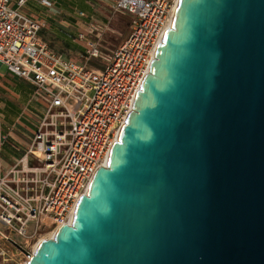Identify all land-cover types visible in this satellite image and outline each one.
Instances as JSON below:
<instances>
[{
	"label": "water",
	"instance_id": "1",
	"mask_svg": "<svg viewBox=\"0 0 264 264\" xmlns=\"http://www.w3.org/2000/svg\"><path fill=\"white\" fill-rule=\"evenodd\" d=\"M175 5L105 165L27 264H264V0Z\"/></svg>",
	"mask_w": 264,
	"mask_h": 264
},
{
	"label": "built area",
	"instance_id": "2",
	"mask_svg": "<svg viewBox=\"0 0 264 264\" xmlns=\"http://www.w3.org/2000/svg\"><path fill=\"white\" fill-rule=\"evenodd\" d=\"M176 1L91 0L89 14L77 13L89 18L72 37L82 52L77 60L40 36L46 25L23 9L27 0H0V67L30 84L31 102L41 106L26 150L0 169V264H11L7 247L17 240L36 247L43 232L54 235L71 223L131 111ZM118 16L129 22L127 37L105 58L106 36ZM100 59L102 65L91 64ZM9 140L0 123V146Z\"/></svg>",
	"mask_w": 264,
	"mask_h": 264
},
{
	"label": "rangeland",
	"instance_id": "3",
	"mask_svg": "<svg viewBox=\"0 0 264 264\" xmlns=\"http://www.w3.org/2000/svg\"><path fill=\"white\" fill-rule=\"evenodd\" d=\"M52 4L51 7H45L43 5H39V9L43 14H35L34 12L27 11L25 7L23 8L26 12L34 14V16H38L40 19H44L46 23L48 24L54 21H52L47 17H54L57 19L63 18L64 11L66 10V5L65 2L67 0H49ZM70 4V2H69ZM80 9H85L88 10V7L81 6ZM91 10H88V12ZM128 21L124 17H115L112 19V23L110 24V29L111 33L109 32L107 37V42L104 44V57L107 58L108 55L111 54V51L113 48H115L117 45H119L121 42H123L126 39V35L128 32V29L126 27V23ZM44 23L45 25H47ZM58 26V25H55ZM40 36L42 38L47 39V41L50 43L51 47H54L57 50H60L62 53L66 54L67 56H71L77 60H81V55L82 52L80 51L79 47L76 46L73 43H68L64 44L62 41H59L55 36H51V34L48 33V29L46 30L43 28L40 32ZM104 62V59H100L98 61H92V65L94 67H98L102 65ZM0 70H2L3 73H6V69L4 67H0ZM2 86V87H1ZM33 91V88L30 84L27 82H23L22 80H14L12 79V74L9 73L8 76L5 75L4 77H0V102L2 104H6V102L12 101H19V109L21 108L22 110L25 108V104L29 100L28 98L31 96V93ZM30 95V96H29ZM13 96H16V99H13ZM20 102L23 104L22 106L20 105ZM18 103V102H17ZM0 104V123L2 125L3 122L7 121V116L8 114L5 113L6 107L4 109V106ZM32 106V108L30 107ZM25 111L22 113L23 115L20 118V122L23 125V129H25V133L28 132L29 130L33 129V125H35L36 121V116H34L32 113H29V111H33L35 113L36 111H40L41 106L34 102L29 101V105L26 107ZM30 109V110H29ZM35 109V110H34ZM21 110V111H22ZM11 113V111H10ZM33 124V125H32ZM2 127V126H1ZM2 129V128H1ZM3 131V129H2ZM46 232H43L41 237L45 235V237L49 236ZM21 248H23L22 251H20L17 247H9L8 245V259L11 264H25L26 258L29 256V254L32 253V246L34 242L29 241V243H20V240H17ZM18 249V250H17ZM27 253H29L27 255Z\"/></svg>",
	"mask_w": 264,
	"mask_h": 264
},
{
	"label": "crops",
	"instance_id": "4",
	"mask_svg": "<svg viewBox=\"0 0 264 264\" xmlns=\"http://www.w3.org/2000/svg\"><path fill=\"white\" fill-rule=\"evenodd\" d=\"M70 2V4H69ZM91 0H67L65 2L66 10L64 11V17L61 19H57L54 17H50L47 15V17L52 21L51 23L46 21L44 19H41L43 23H46L45 29H48V33L51 34V36H55L59 41H62L64 44L73 43L72 37L75 35V33L84 26V24L87 23L88 17H82L80 18L77 13L79 11H84L85 13L89 14L91 11L88 12V10H91L90 7ZM40 0H27L25 4V9L27 11L34 12L35 14H43L41 10L39 9ZM81 6L88 7V10L80 9ZM28 13V12H27ZM32 14V13H31ZM34 15V14H33ZM58 25V26H55ZM74 44V43H73ZM8 72L1 73L0 77H4L5 75L8 76ZM12 79L19 80L15 78L12 75ZM24 82V81H23ZM2 87V86H1ZM30 96V95H29ZM13 99H16V96H13ZM29 100L25 104V108L22 110L19 109V101H11L6 102V104H2L4 106V109L6 107L5 113L8 114L7 121L2 123V129L4 133L9 132L10 140L9 143L5 144L4 146H0V169L5 170L9 166H11L13 163H15L20 155L26 150V147L28 146L31 138L33 137V132L35 130V125H33V129L29 130L28 132H24L25 129H23V125L20 122V118L23 115L22 113L27 109L26 107L29 105V101L31 102L30 97ZM17 100V99H16ZM18 102V103H17ZM20 105L23 104L20 102ZM32 108V106H30ZM22 110V111H21ZM30 110V109H29ZM35 110V109H34ZM11 111V113H10ZM39 111L35 110V113L33 111H29V113H32L34 116H37Z\"/></svg>",
	"mask_w": 264,
	"mask_h": 264
},
{
	"label": "bare ground",
	"instance_id": "5",
	"mask_svg": "<svg viewBox=\"0 0 264 264\" xmlns=\"http://www.w3.org/2000/svg\"><path fill=\"white\" fill-rule=\"evenodd\" d=\"M46 236H47V234H46ZM53 236V234H51L50 236H47L48 238H50V237H52ZM44 240L45 239V235L44 236H42V237H40V240ZM35 247V245H33V247L32 248H34ZM34 250H35V248H34ZM25 264H27L26 262H25Z\"/></svg>",
	"mask_w": 264,
	"mask_h": 264
},
{
	"label": "trees",
	"instance_id": "6",
	"mask_svg": "<svg viewBox=\"0 0 264 264\" xmlns=\"http://www.w3.org/2000/svg\"><path fill=\"white\" fill-rule=\"evenodd\" d=\"M119 17V16H118ZM122 17V16H121ZM128 23L129 22H127L125 25H126V27H127V29H128ZM45 39V38H44ZM46 41H47V39H45ZM48 42V41H47ZM49 43V42H48ZM49 45H50V43H49ZM50 47H51V45H50ZM51 48H54V47H51ZM55 49V48H54ZM57 50V49H56ZM57 51H59V52H61L60 50H57Z\"/></svg>",
	"mask_w": 264,
	"mask_h": 264
}]
</instances>
